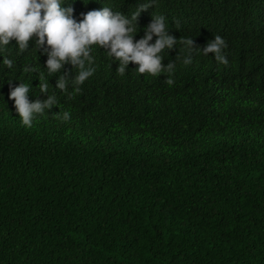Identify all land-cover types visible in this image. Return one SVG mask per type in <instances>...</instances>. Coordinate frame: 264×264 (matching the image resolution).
<instances>
[{"label":"trees","instance_id":"trees-1","mask_svg":"<svg viewBox=\"0 0 264 264\" xmlns=\"http://www.w3.org/2000/svg\"><path fill=\"white\" fill-rule=\"evenodd\" d=\"M155 16L177 39L167 74H139L94 46V74L73 98L19 119L20 82L46 99L47 55L0 49V264H264V0H64L77 21L110 8ZM216 35L228 65L202 48ZM193 39L188 49L180 38ZM156 39L153 36L154 42ZM191 56L190 64L183 59ZM14 61L11 69L4 57ZM36 72H24V68ZM63 112L70 119L59 118Z\"/></svg>","mask_w":264,"mask_h":264},{"label":"clouds","instance_id":"clouds-1","mask_svg":"<svg viewBox=\"0 0 264 264\" xmlns=\"http://www.w3.org/2000/svg\"><path fill=\"white\" fill-rule=\"evenodd\" d=\"M64 0H0V49L15 41L18 54L29 48V42L35 38L36 49L47 55L45 62L47 78L40 75L39 92L46 93V99L30 101L28 94L30 86L19 83L11 88L8 99L12 100L19 119L26 127H31L36 115L48 113L59 102L55 94L49 95L48 77L61 73L65 64L70 63L78 72L70 76L65 71L59 75L55 88L67 92L71 84L73 91L68 93L71 99L81 92V85L95 72L94 58L91 49L96 46L106 50L107 55L118 61L116 72L123 76L129 62L135 64L139 74H149L153 77L161 73L167 74L166 83L174 84L172 75L176 64L169 61L162 63V52L172 49L177 39L169 35V29L164 16H155L144 29V36L134 40L138 31L137 18L142 10L151 4L140 5L130 18L120 12H113L108 7L100 10H90L83 14L79 21L73 18V8L63 7ZM153 36L156 37L154 42ZM179 42L188 49L193 48V39L180 38ZM227 47L225 40L216 35L203 48L204 55L214 54L215 60L228 65L223 49ZM191 63V56L183 59V64ZM3 64L11 69L14 61L7 56ZM24 72H36L35 68L25 67ZM64 121L70 119L68 112L59 117Z\"/></svg>","mask_w":264,"mask_h":264}]
</instances>
